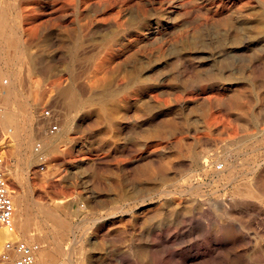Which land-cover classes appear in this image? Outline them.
<instances>
[{
    "label": "rangeland",
    "instance_id": "1",
    "mask_svg": "<svg viewBox=\"0 0 264 264\" xmlns=\"http://www.w3.org/2000/svg\"><path fill=\"white\" fill-rule=\"evenodd\" d=\"M0 9L22 46L8 58L33 106L34 152L54 143L47 170L37 161L19 183L0 125L8 184L14 203L47 205L69 224L60 244L74 264H264V0H1ZM10 84L0 76V103ZM45 108L60 126L52 137ZM32 228V242L50 249L42 224ZM152 235L171 241L166 259L148 252Z\"/></svg>",
    "mask_w": 264,
    "mask_h": 264
},
{
    "label": "bare ground",
    "instance_id": "2",
    "mask_svg": "<svg viewBox=\"0 0 264 264\" xmlns=\"http://www.w3.org/2000/svg\"><path fill=\"white\" fill-rule=\"evenodd\" d=\"M1 1V0H0ZM4 8V7H1ZM7 11V10H6ZM8 12V11H7ZM12 20V19H11ZM155 20V19H154ZM143 21V20H142ZM253 21V20H252ZM159 22V21H158ZM242 22V21H241ZM244 22V21H243ZM135 23V22H134ZM156 24V23H155ZM238 24V23H237ZM250 24V23H249ZM14 25V24H13ZM145 25V24H144ZM151 25V24H150ZM158 25V24H157ZM245 25V23H244ZM155 26V25H154ZM249 26V25H248ZM14 27V26H13ZM12 27V28H13ZM147 27V26H146ZM8 23V18L6 16L5 9H0V76H8L9 79H11L10 86L6 87V91L4 92V97H2V101L0 103V125L2 128L6 131V133H10L12 135V156H11V164L10 167H8L10 174L14 176V178L20 183L23 177L28 173V169L38 161V158L34 152V134H33V112L32 108L33 106H28L25 103H22L19 97L20 92V76L15 69L16 62H14V58L12 56H9V52L11 50H19L21 46L20 40L16 37V32H13L12 29ZM158 28V27H157ZM242 28V27H241ZM248 28V27H246ZM240 29V28H239ZM19 30V29H18ZM154 30V28H153ZM152 30V31H153ZM239 31V30H238ZM249 31V30H248ZM147 33V32H146ZM245 33V31H244ZM248 33V32H247ZM263 36V35H262ZM264 39V37H263ZM259 41V40H258ZM262 44V43H261ZM23 45V43H22ZM226 47V46H225ZM246 47V46H245ZM232 48V47H231ZM239 48V47H238ZM22 49V48H21ZM20 49V50H21ZM226 49V48H225ZM234 49V48H233ZM245 49V48H244ZM176 50V49H175ZM230 51V50H229ZM223 52V51H222ZM12 54V53H11ZM224 54V53H223ZM227 55V54H226ZM225 55V57H226ZM230 55V54H229ZM30 56V55H29ZM238 56V55H237ZM235 57V56H234ZM212 58V57H211ZM210 58V59H211ZM208 59V60H210ZM216 59V58H215ZM236 59V57H235ZM219 61V59H218ZM233 61V60H231ZM166 62V61H165ZM211 62V61H210ZM209 62V63H210ZM214 62V60H213ZM222 63V61H220ZM229 63V62H228ZM151 64V63H150ZM163 64V63H162ZM235 64V63H234ZM146 65V64H145ZM148 65V64H147ZM164 65V64H163ZM216 65V64H215ZM217 66V65H216ZM139 67V66H138ZM157 67V66H156ZM232 67V66H231ZM141 67H139L140 69ZM143 68V67H142ZM150 68V67H149ZM148 68V69H149ZM154 68V66H153ZM143 70V69H142ZM141 70V71H142ZM150 70V69H149ZM153 71V70H152ZM133 73V72H132ZM141 73V72H140ZM154 73V72H153ZM136 74V73H135ZM148 74V73H147ZM144 75V74H143ZM95 76V74H94ZM132 76V75H131ZM137 76V75H136ZM140 76V74H139ZM98 77V76H97ZM133 77V76H132ZM213 77V76H212ZM218 76H216L217 78ZM140 78V77H139ZM136 79V78H135ZM222 79V78H221ZM94 80V79H93ZM151 80V78H150ZM211 81L212 78L210 79ZM226 80V79H225ZM9 81V80H8ZM87 81V80H86ZM209 81V80H208ZM227 81V80H226ZM93 82V81H92ZM90 81V83H92ZM210 82V81H209ZM216 82V81H214ZM218 82V81H217ZM6 83V82H5ZM89 83V82H88ZM211 83V82H210ZM216 84V83H214ZM220 84V83H219ZM224 84V83H223ZM229 84V83H228ZM231 84V83H230ZM150 85V84H149ZM213 85V83H212ZM225 85V84H224ZM233 85V83H232ZM136 86V85H135ZM2 87V86H1ZM134 87V86H133ZM221 87V86H220ZM3 88V87H2ZM141 88V87H140ZM216 88V87H215ZM139 89V88H138ZM3 90V89H2ZM137 90V89H136ZM4 91V90H3ZM135 91V90H134ZM138 91V90H137ZM142 91V90H141ZM2 92V91H1ZM136 92V91H135ZM139 93V92H138ZM209 93V92H208ZM68 94V92H67ZM93 94V93H92ZM150 94V93H149ZM222 94V93H221ZM3 95V94H2ZM148 95V94H147ZM215 95V94H214ZM133 96L134 93H133ZM136 100V99H134ZM143 100V99H142ZM188 101V100H187ZM36 103V102H35ZM37 105V104H36ZM97 106V105H96ZM100 108V107H99ZM104 113H106L104 111ZM255 117V116H253ZM257 118V117H256ZM252 119V118H251ZM250 119V120H251ZM255 119V118H254ZM264 120V119H263ZM260 121V120H259ZM251 122V121H250ZM258 123V122H257ZM42 133V132H41ZM37 138V137H36ZM248 141V140H247ZM53 141L51 143H48L44 145V151L48 150L53 145ZM253 144V143H252ZM246 145V144H245ZM248 145V143H247ZM250 145V144H249ZM251 147V146H250ZM254 147V145H253ZM252 147V148H253ZM249 148V147H248ZM247 148V149H248ZM255 148V147H254ZM257 148V147H256ZM243 150V149H242ZM234 152V151H233ZM239 152V151H238ZM243 151H241L242 153ZM257 152V151H255ZM240 153V154H241ZM202 154V153H201ZM228 154V153H227ZM239 154V155H240ZM249 154V153H248ZM247 154V155H248ZM242 156V155H241ZM260 157V156H259ZM198 161V160H197ZM201 162V161H199ZM255 164V163H254ZM7 165V164H6ZM9 166V165H8ZM251 169V168H250ZM230 170V169H229ZM254 170V167L253 169ZM233 171V170H232ZM251 171V170H250ZM229 174V173H228ZM235 174V173H234ZM227 175V174H226ZM237 175V174H236ZM182 176V175H181ZM191 176V175H190ZM193 176V175H192ZM225 176V175H224ZM236 177V176H235ZM185 178V176H184ZM189 178V177H188ZM230 178V177H229ZM234 178V177H233ZM177 179V178H176ZM175 179V180H176ZM179 179V178H178ZM187 179V177H186ZM185 179V180H186ZM193 179V178H192ZM169 180V179H168ZM23 181V180H22ZM165 181V180H163ZM182 181V180H181ZM189 181V180H188ZM168 181L166 180V183ZM184 182V181H183ZM187 182V180H186ZM223 182V181H222ZM234 182V181H233ZM232 182V183H233ZM237 182V181H236ZM22 183V182H21ZM170 183V182H169ZM249 183V182H248ZM164 184V183H163ZM228 185V183L226 182ZM176 185V184H175ZM178 185V184H177ZM180 185V183H179ZM231 185V184H230ZM248 185V184H247ZM189 186V185H188ZM245 186V184H244ZM161 187V186H160ZM165 187V186H164ZM167 187V186H166ZM165 187V189H166ZM172 187V186H171ZM170 187V188H171ZM180 187V186H179ZM248 186L247 188H249ZM184 189V187H182ZM194 188V187H193ZM161 189V188H160ZM163 189V188H162ZM161 189V190H162ZM172 189V188H171ZM176 189V188H175ZM178 189V188H177ZM253 189V188H252ZM160 190V191H161ZM190 190V189H189ZM244 190V189H241ZM167 191V190H166ZM172 191V190H171ZM176 191V190H175ZM178 191V190H177ZM186 191V190H185ZM246 191V190H245ZM256 191V190H255ZM168 192V191H167ZM183 192V191H182ZM253 193V191H250ZM249 192V193H250ZM258 192V191H256ZM160 193V192H159ZM158 193V194H159ZM162 193V192H161ZM169 193V192H168ZM178 193V192H177ZM174 194V193H173ZM182 194V193H181ZM192 194V193H191ZM194 194V193H193ZM163 195V194H162ZM161 195V196H162ZM165 195V194H164ZM189 195V194H188ZM187 195V196H188ZM242 195V194H241ZM254 195V194H253ZM186 196V195H185ZM262 196V195H261ZM189 197V196H188ZM255 197V196H254ZM259 197V196H258ZM166 198V196H165ZM164 198V199H165ZM197 198V197H196ZM264 198V197H263ZM191 199V197H190ZM254 199V198H253ZM257 199V198H256ZM263 200V199H262ZM174 201V200H173ZM182 201V200H181ZM197 201V200H196ZM170 202V201H169ZM168 202V203H169ZM198 202V201H197ZM196 202V203H197ZM199 203V202H198ZM263 203V202H262ZM179 204V203H176ZM189 204V203H187ZM264 204V203H263ZM15 205L18 207V213L16 214L15 218V226H16V235L17 237H23V240H26L29 243H33L34 236H37V233L34 232V224H37L40 222L42 224L44 230L46 241H49L53 243V246L46 250L42 249L37 254V259L35 264H54V262L60 258L64 257V255L68 256L66 258V264H74V261L70 254L66 253L63 249V245L61 246L60 243L65 241V238L71 234L73 230L69 226V224L60 221L56 213H54L51 208H49L47 205H39L35 202L28 201L23 196H16L15 197ZM174 205V204H173ZM181 205V204H180ZM195 205V204H194ZM166 207V206H165ZM170 206H167V208ZM180 207V206H179ZM228 219V218H227ZM74 225V224H73ZM41 226V225H40ZM42 228V227H41ZM77 228V227H76ZM74 233V232H72ZM78 233V232H77ZM83 233V232H82ZM43 234V235H44ZM0 243L3 242V235L4 232H0ZM72 235V234H71ZM77 236V234H75ZM74 235V237H76ZM83 235V234H82ZM67 239V238H66ZM159 237L156 235H152V245L147 246V250L149 253L155 248H160L159 252L163 253V258L166 259L168 257L169 251H168V243L171 241L167 238H164L162 243L164 246L158 243ZM76 241V240H75ZM35 243V242H34ZM67 243V242H66ZM151 243V242H150ZM48 245V244H47ZM46 246V245H45ZM167 247V249H166ZM199 251V250H198ZM196 252V251H195ZM211 252V251H210ZM73 253V252H72ZM71 253V254H72ZM157 253V252H156ZM194 253V252H193ZM74 255V253H73ZM39 256V257H38ZM200 256V255H199ZM202 256V254H201ZM200 256V257H201ZM213 258L212 256L207 258L201 257L203 260H211ZM192 259V257H191ZM200 260V259H199ZM217 260V259H216ZM76 261V260H75ZM189 261V260H188ZM201 261V260H200ZM64 262V263H65ZM162 262V261H161ZM195 262V261H194ZM122 263L125 264V262L122 260ZM193 263V262H192ZM250 263V262H249ZM77 264V263H76ZM129 264V263H128ZM167 264V263H166Z\"/></svg>",
    "mask_w": 264,
    "mask_h": 264
},
{
    "label": "built area",
    "instance_id": "3",
    "mask_svg": "<svg viewBox=\"0 0 264 264\" xmlns=\"http://www.w3.org/2000/svg\"><path fill=\"white\" fill-rule=\"evenodd\" d=\"M46 136H55L59 130V122L52 108H45L41 111ZM4 132L0 126V232H4L3 242L0 243V264H35L40 245L29 243L16 235L15 226V203L8 184L7 169L2 156V143ZM35 153L38 158L39 172H45L48 168V157L44 152V143L38 142L35 146ZM1 237V235H0Z\"/></svg>",
    "mask_w": 264,
    "mask_h": 264
}]
</instances>
